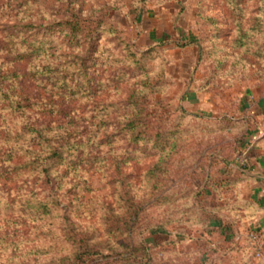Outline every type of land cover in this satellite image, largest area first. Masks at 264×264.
Returning a JSON list of instances; mask_svg holds the SVG:
<instances>
[{"label": "rangeland", "instance_id": "374dc122", "mask_svg": "<svg viewBox=\"0 0 264 264\" xmlns=\"http://www.w3.org/2000/svg\"><path fill=\"white\" fill-rule=\"evenodd\" d=\"M67 1L91 32H24L58 0L0 24L50 63L22 79L46 97L33 115L69 132L51 164L21 150L0 177V264H264V188L217 118L264 88V0Z\"/></svg>", "mask_w": 264, "mask_h": 264}, {"label": "trees", "instance_id": "16d2710c", "mask_svg": "<svg viewBox=\"0 0 264 264\" xmlns=\"http://www.w3.org/2000/svg\"><path fill=\"white\" fill-rule=\"evenodd\" d=\"M29 1L0 0V24L3 18L10 20L16 17L19 7L30 3ZM58 2L57 9L54 8L56 7L55 3L49 4L45 8L49 14L44 17L37 18V15L32 12L23 16V18H30L22 25V27H26L24 32H35L39 27H50L55 22L67 27L76 37L84 32H91L92 23H90L91 25L87 23L77 9H69L67 0H58ZM53 13L57 16L60 15V18L56 21L47 20V17ZM35 51L33 39L22 41L18 40V37H14L13 42L8 43L0 36V52L5 53L3 59L0 60L3 63V66L2 63L0 64V177L8 171V168L19 164L18 159L22 157L19 155L21 150L40 152L36 159H41L43 165L51 164L55 156H62L63 146L68 139L69 132L66 136L62 133L51 136L49 125L52 121H49L48 125H44L38 117L33 115V108L39 103L43 104V100L46 98L43 93H28L22 89L24 74H27L31 79L39 80V71L46 72L50 69V63L35 64ZM11 64L13 65L9 66ZM32 64L34 65L31 66ZM217 118L223 128L241 130L239 132L243 144L248 140V130L256 123L255 118L250 115L226 113ZM61 137L63 138L61 139ZM38 146H40L39 151ZM243 156L245 157L244 166H249V150L247 148L244 149ZM247 177H249L247 173H243V179ZM231 181L236 183L238 180L232 179ZM81 259L85 261V257H81Z\"/></svg>", "mask_w": 264, "mask_h": 264}, {"label": "crops", "instance_id": "0c3cea01", "mask_svg": "<svg viewBox=\"0 0 264 264\" xmlns=\"http://www.w3.org/2000/svg\"><path fill=\"white\" fill-rule=\"evenodd\" d=\"M191 96L194 92L189 93ZM241 110L242 115H250L255 118L256 123L250 127L247 134V142L244 149L249 150V166L252 172L264 174V88L256 87L243 94ZM238 113V115H239ZM264 188V181L260 179ZM256 191V190H255ZM264 209V206H263ZM264 224V216L260 220Z\"/></svg>", "mask_w": 264, "mask_h": 264}, {"label": "built area", "instance_id": "2783aa9c", "mask_svg": "<svg viewBox=\"0 0 264 264\" xmlns=\"http://www.w3.org/2000/svg\"><path fill=\"white\" fill-rule=\"evenodd\" d=\"M256 230L252 232L253 239L258 242L264 241V230L261 228H257Z\"/></svg>", "mask_w": 264, "mask_h": 264}, {"label": "water", "instance_id": "95a60500", "mask_svg": "<svg viewBox=\"0 0 264 264\" xmlns=\"http://www.w3.org/2000/svg\"><path fill=\"white\" fill-rule=\"evenodd\" d=\"M250 174L258 177L259 179L264 181V174L263 173H258V172H250Z\"/></svg>", "mask_w": 264, "mask_h": 264}]
</instances>
